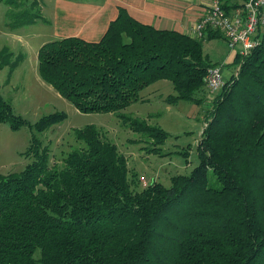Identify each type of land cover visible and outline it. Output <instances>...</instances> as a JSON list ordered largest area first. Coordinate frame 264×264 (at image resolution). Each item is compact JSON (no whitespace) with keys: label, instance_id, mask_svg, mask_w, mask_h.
I'll list each match as a JSON object with an SVG mask.
<instances>
[{"label":"trees","instance_id":"trees-1","mask_svg":"<svg viewBox=\"0 0 264 264\" xmlns=\"http://www.w3.org/2000/svg\"><path fill=\"white\" fill-rule=\"evenodd\" d=\"M41 0H0L9 6L8 27L44 20ZM231 13L236 7L223 2ZM242 7V6H241ZM98 41L66 36L38 50L41 78L83 113L115 112L162 153L170 133L122 112L144 100L140 92L169 80V103L206 106L198 143L199 163L175 174L171 185L155 181L132 188L127 156L94 124L76 128L81 144L51 163L38 134L67 117L43 115L32 124L0 92V123L30 126V158L20 171L0 173V264H264V26L238 73L213 95L206 75L214 62L202 37L143 23L118 7ZM8 47L0 69H14ZM186 155V151H182Z\"/></svg>","mask_w":264,"mask_h":264},{"label":"rangeland","instance_id":"rangeland-1","mask_svg":"<svg viewBox=\"0 0 264 264\" xmlns=\"http://www.w3.org/2000/svg\"><path fill=\"white\" fill-rule=\"evenodd\" d=\"M47 4L48 0L40 1L41 11ZM8 9V5L0 3V49L8 47L13 52L12 60L19 57L21 62L13 75L8 74V67L1 68L0 92L12 103L15 112L32 124L43 115L56 111L67 114L64 120L38 134L44 144L50 147L51 163L61 166L68 152L81 144L75 136L76 128L94 124L104 137L115 142L120 152L127 156L129 178L135 191H141L155 181L170 186L173 175L189 174L198 165L197 147L205 127L207 104L202 107L188 100L167 102L166 97L175 93L169 80H159L144 88L140 92L144 100L132 102L122 112L147 119L149 123L160 125L170 133L162 146L163 154L150 152L151 141L144 140L146 136L131 130L117 113L80 112L71 101L41 78L38 50L44 42L52 40L49 24L39 19L36 23L12 30L7 26L10 21ZM50 12L49 9L48 14ZM203 44L204 52L211 60L220 64L233 60L234 53L223 38L206 39ZM232 66L236 72L238 67ZM21 72H24V76ZM32 130L35 129L28 125L13 130L8 123H0V173L20 171L28 164L30 158L23 152L30 145ZM182 151H186V155Z\"/></svg>","mask_w":264,"mask_h":264},{"label":"crops","instance_id":"crops-1","mask_svg":"<svg viewBox=\"0 0 264 264\" xmlns=\"http://www.w3.org/2000/svg\"><path fill=\"white\" fill-rule=\"evenodd\" d=\"M222 1L235 8L237 5L243 6L246 0ZM211 2L212 0H48L46 9L42 11L44 13L42 21L49 24L47 25L50 27L52 40L66 36H80L87 40L98 41L105 34L110 22L118 16V7L123 6L143 23L159 29H172L191 34V28L206 13ZM49 9L50 14H48ZM223 39L227 43L226 39ZM230 50L234 53L233 60H226L224 64L219 62L224 68L227 67L224 72L225 81L235 73L232 65H235L238 52L231 48ZM230 57L228 54V58ZM18 66L19 64L11 69L6 65L3 69L8 67V74L13 75ZM21 75L24 76V72H21Z\"/></svg>","mask_w":264,"mask_h":264},{"label":"built area","instance_id":"built-area-1","mask_svg":"<svg viewBox=\"0 0 264 264\" xmlns=\"http://www.w3.org/2000/svg\"><path fill=\"white\" fill-rule=\"evenodd\" d=\"M264 26V0H246L242 7L228 13L222 0H212L209 9L191 28V34L202 37L207 29L218 30L226 39L228 46L241 55L248 54L257 44V35ZM239 66L235 73H238ZM210 95L225 83L223 66L208 69L206 75Z\"/></svg>","mask_w":264,"mask_h":264}]
</instances>
